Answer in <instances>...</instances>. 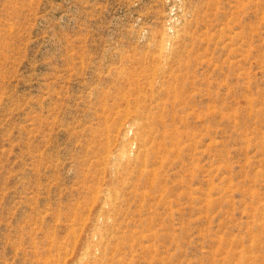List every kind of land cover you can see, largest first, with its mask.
<instances>
[{"label":"rangeland","instance_id":"374dc122","mask_svg":"<svg viewBox=\"0 0 264 264\" xmlns=\"http://www.w3.org/2000/svg\"><path fill=\"white\" fill-rule=\"evenodd\" d=\"M0 264H264V0H0Z\"/></svg>","mask_w":264,"mask_h":264}]
</instances>
